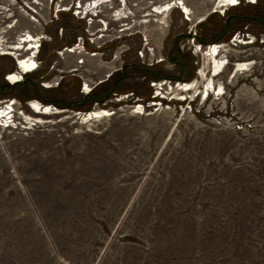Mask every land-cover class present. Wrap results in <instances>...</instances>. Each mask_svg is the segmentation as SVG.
<instances>
[{"label":"rangeland","instance_id":"obj_1","mask_svg":"<svg viewBox=\"0 0 264 264\" xmlns=\"http://www.w3.org/2000/svg\"><path fill=\"white\" fill-rule=\"evenodd\" d=\"M170 1L0 0L1 42L40 40L20 82L0 54V264H264V0ZM163 78L191 102L134 112Z\"/></svg>","mask_w":264,"mask_h":264},{"label":"bare ground","instance_id":"obj_2","mask_svg":"<svg viewBox=\"0 0 264 264\" xmlns=\"http://www.w3.org/2000/svg\"><path fill=\"white\" fill-rule=\"evenodd\" d=\"M180 1L181 2L170 1L169 3H167L165 5L158 6V7H156L155 12L158 14H163L166 11H171V9L174 8L175 5H180L179 3H182V5L185 9V11L184 10L183 11L185 13H188L187 18H189V14H190L189 8L185 5L184 0H180ZM222 1H224L222 6L227 5V4L235 6L236 4H238V0H236L235 3H232L231 0H222ZM252 2L253 3L258 2V0H253ZM56 10L58 11V9H56ZM25 37H26V35L24 37H21L15 45H9V46L3 44L0 40V51H1L0 54L1 55H7L8 54L10 56H13L14 59L16 60V66H17L16 71L11 72L8 75V77H6V80L10 81L13 84L20 82L23 79L24 74L32 73V72L38 70V68H39L38 62L36 60V56H37L36 54L40 51L39 50L40 44L38 43L40 40H39V38H35V36H33L30 33L27 34L26 38ZM20 50H22V51H20ZM28 51H29L28 55L23 54V53L28 52ZM219 55H220V52H218L216 49H214L210 55L212 60L215 63L214 68H215V71L217 74L222 73L226 67L223 60L218 58ZM243 65H244V63L239 64V66H243ZM201 73L203 74V72H201ZM191 84H192V82L187 83L189 90H191L193 87V85H191ZM211 86H212L213 90L216 89L212 79H211ZM30 106L32 107L33 110H35L36 112L41 113V114H48V113L54 114V113L61 112V110L54 112L53 106H51L49 104L43 105L39 101H35V100L31 102ZM143 111H144V109L142 108V106H135L134 107V112L143 113ZM113 113H114V111H111V110H100V109H98V110L91 111L90 113H87L85 115H86V117L91 116V119H92V118H96V117L110 116ZM85 115H84V117H85Z\"/></svg>","mask_w":264,"mask_h":264},{"label":"built area","instance_id":"obj_3","mask_svg":"<svg viewBox=\"0 0 264 264\" xmlns=\"http://www.w3.org/2000/svg\"><path fill=\"white\" fill-rule=\"evenodd\" d=\"M185 15H186V13H185ZM193 40L195 41V38ZM83 41L84 40L81 39V43L84 45ZM199 46H200V48L198 49L199 51L203 50L204 54H206L207 56H210L214 49H216L218 52L221 53L224 50L225 44L224 43H211V44L206 45L204 47V49H203L202 44H199ZM0 53H1V51H0ZM36 55L38 56V53ZM37 56H36V59H37ZM198 75H200V73H198ZM6 77H8V75ZM105 80H101L98 83H94V84H92L91 82H88V81H83L82 86H81V92L85 95H89L94 91V89L99 84L103 83ZM187 83L188 82H186V81L172 79V78H163V79H159L157 81H153L152 88L154 90V93L152 95V99L148 100L146 102L143 99H141L140 102L136 103V105H134V106H142L144 111H143V113H140V114H144L148 108L154 107V109H159L164 104L169 106V107L171 105L177 106V103H180V105H182L184 103L189 104L191 101H190V97L188 94L189 87L187 86ZM44 86L46 88H52V87H54V84L51 82H47V83H44ZM55 86H58V85H55ZM114 96L118 102L119 101L121 102L128 95L127 94H120L118 96L117 93H115ZM109 101H110V99L106 100V101H97L95 107H99L101 103L103 106H107ZM53 108H54L53 110L58 109L55 106H53ZM106 109H109V108H106ZM132 110L134 111V107ZM87 113H90V112H84L83 114L85 115ZM9 120H13V119H9ZM11 123L14 124L15 120L12 121Z\"/></svg>","mask_w":264,"mask_h":264},{"label":"snow or ice","instance_id":"obj_4","mask_svg":"<svg viewBox=\"0 0 264 264\" xmlns=\"http://www.w3.org/2000/svg\"><path fill=\"white\" fill-rule=\"evenodd\" d=\"M231 2H232V3H235V2H236V0H231Z\"/></svg>","mask_w":264,"mask_h":264}]
</instances>
